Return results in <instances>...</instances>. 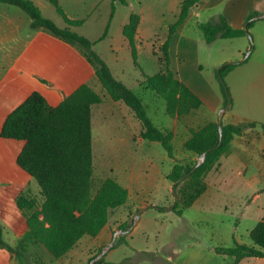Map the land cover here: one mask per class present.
I'll return each mask as SVG.
<instances>
[{"label":"crops","instance_id":"obj_1","mask_svg":"<svg viewBox=\"0 0 264 264\" xmlns=\"http://www.w3.org/2000/svg\"><path fill=\"white\" fill-rule=\"evenodd\" d=\"M29 1L39 8L44 18L53 21L60 28L67 27L48 0ZM57 1L69 20L81 22L80 25L70 29L89 40L93 44V49H96L102 41H108V47L103 52L105 54L99 55L111 74L110 66L117 65L120 59L125 61H128V58L132 59L131 49L122 34V29L128 23L131 13L139 15L140 20L135 34L136 56L138 57L143 52V48L150 44L152 56L157 61L158 70L155 72L157 74L162 71V67L157 57L153 55L152 49L158 51L168 38L169 28L177 22L184 0H153L151 6H142V0H126L128 6L113 0ZM103 3H105L106 19L99 23V32L102 34L97 38H90L84 32L86 25L84 19L98 11ZM112 6L114 11L111 17ZM120 6L124 11H120L119 21L111 32L112 21ZM251 13H258V16L251 19L253 24L248 29V35L232 39L218 38L213 42L218 40L231 42L230 44L237 42L236 57L239 58L214 57L212 69L219 68L225 63L242 62L246 59V62L235 67L225 77L230 91L231 107L223 112L221 122L223 125L252 123L253 126L233 136L228 152L205 176V193L191 207L185 209L181 216L176 215L181 222L184 221L190 226H194L196 222L188 218L189 212L208 217L213 216L217 209L227 211L226 205L243 210L240 217L255 219L254 226L264 214V106L256 100V96L264 95V0H201L189 8L186 18L171 36L168 68L172 70L174 77L188 87L202 103L193 114L181 118L169 117L166 113L165 101L154 92L141 87L140 83L143 79L134 80L136 83L134 89L141 90L139 89L138 93L132 91L140 97L153 125L163 133L172 135L175 159L189 162L193 154L184 149V144L191 137V131H197L208 123L218 122V113L224 106L215 79L202 76L203 65L195 56L197 40L187 34L189 35L192 28L199 30L200 24L208 22L216 15H221L231 28L243 29L245 20ZM30 24L31 19L21 9L0 3V131L9 113L32 93H39L47 105L54 108L80 86L89 85L103 98L101 104L94 105L91 109L93 176L95 127L98 123L100 131L98 136L105 150L108 149L111 140L113 144L121 142L122 146L127 147L125 153L119 151L115 159L110 158L120 164L114 169H109L108 173L113 177L112 179L122 185L128 197L126 204L117 213L120 216L118 220L120 223L110 222L109 217L96 237L82 238L63 258L53 259L41 245L26 240L20 257L0 246V264H72L73 262L90 264V259L97 257V252L101 253L107 248L114 233L121 230L119 227L126 223L128 216L138 211L140 215L137 223L133 225L131 231L116 237L113 247L105 252L102 264H235L234 256L219 253L217 249L230 248L234 242L254 247L252 242L248 245L236 235L240 223L238 220L231 227L230 234L228 231L229 236L225 235L224 239L219 235L215 239L211 236L204 240L198 235H185L181 231H176L174 236H183L179 246L171 245L170 242L162 244L159 241H156L152 249L135 246L133 238L140 226L142 213L149 208L157 207L153 200L140 194L154 193L155 179L159 177L167 179L174 162L165 158L158 149V142L146 141L135 136L140 135L141 126L133 112L122 102H114L105 94L95 77L93 65L77 47L43 30H33ZM158 33L163 35L159 37ZM152 42L154 45L151 44ZM251 45L252 50H250ZM247 52L249 55L244 58ZM105 55H109L117 62L114 65L107 62ZM112 76L122 83L121 72ZM133 123L135 128L132 126ZM110 132H112L111 136ZM23 146L24 141L0 137L1 241L10 249H16L25 239L28 231L26 219L16 204L17 196L25 189L38 194L35 182L17 164V157ZM149 148L159 150L156 156L149 153ZM122 163L129 164L127 168L130 172L125 171L121 176L117 168L120 169ZM109 174L106 177L110 176ZM137 176L139 178L136 180ZM169 190L173 192L171 182ZM171 206L163 207L168 209L167 212H173L170 210ZM252 210L258 211L256 216L251 212ZM246 211L249 212L247 217ZM253 228L247 230L248 236ZM210 239L215 243L205 242ZM120 248L131 251L132 255L124 254L123 258L114 259L113 255ZM134 259L138 260L134 261ZM236 264H264V258L245 257Z\"/></svg>","mask_w":264,"mask_h":264},{"label":"trees","instance_id":"obj_2","mask_svg":"<svg viewBox=\"0 0 264 264\" xmlns=\"http://www.w3.org/2000/svg\"><path fill=\"white\" fill-rule=\"evenodd\" d=\"M63 19L66 28L58 27L53 21L42 16L39 8L29 0H0L21 9L31 19L33 30H43L75 47L91 62L95 77L105 94L114 102H122L134 114L140 123V138L158 142L169 159L174 161L167 179L172 183L174 204L170 210L181 216L206 191L205 176L228 152L231 139L252 123L223 125L221 139L218 123L211 122L197 131H191V137L184 144V149L204 161L193 170L196 162L178 161L174 157L172 135L156 128L146 114L140 97L117 81L106 64L92 51V43L72 31L81 22L69 20L57 0H48ZM128 6L126 0H113ZM201 0H184L177 22L169 28V35L163 45L153 55L157 57L162 71L147 76L143 74L140 86L154 92L165 101L169 117H185L197 111L201 100L183 83L178 81L169 70V43L176 28L186 18L189 8ZM114 7H111V17ZM258 13H251L245 20L243 29L231 28L221 15L212 17L198 26L206 44L216 39H232L248 35L252 26L251 19ZM139 15L131 13L122 34L128 41L131 55L136 61L135 34L139 24ZM252 45L250 50H252ZM244 61L225 63L217 70L216 78L223 94V106L231 98L225 83V77ZM136 64V62H135ZM103 98L89 85L80 86L66 97L57 107L51 108L37 92L32 93L21 105L6 117L0 137L24 141V146L17 157L18 166L25 171L38 187V194L25 189L16 198V204L26 219L28 231L25 239L16 249L0 246L20 257L24 251V241L31 240L41 245L53 259L63 258L84 237L94 238L106 225L110 214L123 207L128 193L114 179L102 180L97 188L93 187V154L91 135V109L101 104ZM165 211L166 208L152 207ZM130 225L119 227L126 230ZM254 247L233 243L230 248H220L217 252L235 257V264L245 257L264 258V214L249 233ZM100 253V252H99ZM95 257V256H94ZM101 258L94 264H102Z\"/></svg>","mask_w":264,"mask_h":264},{"label":"rangeland","instance_id":"obj_3","mask_svg":"<svg viewBox=\"0 0 264 264\" xmlns=\"http://www.w3.org/2000/svg\"><path fill=\"white\" fill-rule=\"evenodd\" d=\"M141 2H142V6H146V5L151 6L153 4V0H142ZM136 7L138 8V6H135V8ZM119 9L120 10L117 11L115 19L112 21L111 32H113L114 27L119 21V18L121 15L120 11H124V8L122 6H120ZM105 19H106V11H105V3H103V6H101L98 11H96L93 14H90V16L87 19H84L86 22L84 32L90 38H97V36H100L102 34L99 32V27H100L99 23ZM162 35L163 33H158L157 36L161 37ZM187 36L189 37L191 36L193 39L197 40L195 56L198 62H200L203 65L202 76L215 79L217 86L219 88V91H220V85L216 78L217 70L220 67L219 68L216 67L215 69H212L213 59L214 57H217V56L239 58V57H236L238 55V51H237L238 46L235 43L237 42H232L233 44H230L231 42H227L224 40H218L212 45H207L205 44L203 40V36L200 33V31L194 28L191 29L189 35L187 34ZM151 44H153V42ZM107 47H108V41L106 40V41H102L101 43H99L96 49H93V47L91 49L93 52H95L100 57L99 54L100 53L105 54L103 52L105 48ZM143 49H144L143 52H141L138 57L136 56V61H135L136 64L133 58L132 59L128 58V61H125L124 59H120L119 63L117 65H114L115 62L117 61L112 59L109 55H105L107 58V62L109 61L114 65V66H110L112 74H118L119 72H121L123 76L122 83L124 84V86L131 90H135L136 93L139 92L140 88L134 89L136 87V83L134 80L135 79L142 80L143 79L142 72L146 74L147 76H152L158 70L156 58L154 60V57L152 56L151 45L148 44ZM246 54L247 53H245V55ZM170 71L172 72V70ZM229 94H230V91H229ZM221 96L224 99L222 93H221ZM256 100H258V103L264 106V95L256 96ZM124 108L130 112V110H128L126 107ZM128 120L129 118L127 117V121ZM135 122L138 125V122L137 121ZM132 126L135 128L134 123L132 124ZM95 128H96V140L94 143V152H95L94 154V176H93L92 181H93V187L97 188L100 182L109 174L108 173L109 169H114L115 166L120 164L118 162L110 160V158L115 159L118 156L119 151L125 153L127 151V147L122 146L123 143L121 142L113 144L111 140L108 146V149L105 150V146L101 144V139L98 136V134L100 135L98 123H96ZM111 135H112V132H110V136ZM135 136L141 139L140 136L138 135H135ZM158 149L161 151V153L165 155V158L168 159V156H166V152L164 151L162 146H160V144H158ZM158 151L153 148H149V153H151L152 155L156 156ZM197 159L198 158L193 155L189 158V162L194 163L197 161ZM127 165L129 164L122 163L120 166V169L117 168V170H120L121 176L124 175L125 171L130 172V169L127 168ZM108 177L113 178L111 175ZM138 178L139 176L136 177V180ZM155 183L156 184L154 185V188H153L154 193H151V194L146 193V194H140V195L145 196L146 198L149 197L151 201L153 200V203L157 204V207L164 208L167 205H173L175 198H174L173 192L171 193L169 190L170 182L164 177H159L155 179ZM35 187H37V185ZM226 207L228 208L227 211H224V209H221V210L217 209L216 211H214L213 216H208V217H206V215L201 216V215H197L194 212H189L188 218L196 222L194 226H190L184 221L181 222L174 212H167L168 211L167 208L165 211H160V212L156 210L155 208H149L148 210L144 211L141 215V223L138 228V231L134 235L133 244L137 247H148L150 249L153 248L154 244L156 245V241H159L162 244L164 243L168 244L170 242L171 245L179 246L181 245L180 239L183 236H174V232L176 231H181L185 235H190V234L191 236L198 235V237L204 238V240L208 239L211 236H213V238L215 239V237H219V235L222 239H224L225 235L229 236L227 233L229 231V234H230L231 227L234 226L237 220L240 221V223L238 225L236 235L240 239H242L243 242L247 243L248 245L251 244L247 230H250L251 228L254 227L255 219L240 217L243 210L237 209L236 206L226 205ZM119 211H121V208L115 210V212H112L110 214L109 216L110 222H114L115 224L119 222L118 220L120 216L117 215ZM251 212L254 214V216H256L255 214L258 213L257 210H252ZM137 213L132 212L128 216V219L125 224H128L131 226L133 224V219L137 217ZM248 213L249 212L246 211V215H245L246 217ZM122 225L124 224H121L120 226ZM172 238H173V241L175 242L174 244H173ZM212 240L213 239H210L205 242H208L209 244L215 243V241H212ZM247 247H251V246H247ZM99 252H97V255L100 254ZM124 254L131 256L132 252L125 248H120L117 252H115L113 256H114V259L115 258L121 259L123 258ZM104 257H105V254L101 258H104ZM94 258L95 257L91 258L90 262ZM137 260L138 259H134V261H137ZM72 264H74V262Z\"/></svg>","mask_w":264,"mask_h":264},{"label":"water","instance_id":"obj_4","mask_svg":"<svg viewBox=\"0 0 264 264\" xmlns=\"http://www.w3.org/2000/svg\"><path fill=\"white\" fill-rule=\"evenodd\" d=\"M249 55V52H247V54L244 56V58H247V56ZM229 107V104L226 106V107H224L221 111H220V113H219V115H218V130H219V136H220V139H221V133H222V122H221V119H222V115H223V112L227 109ZM205 153L204 154H202L198 159H197V162H196V164H195V166H194V168H193V170H195L203 161H204V159H205ZM139 215H140V212H138L137 213V217H135L134 219H133V224H132V226L131 227H129L128 229H126V230H119V231H117L116 233H114V235H113V238H112V241L109 243V245L107 246V248H105V249H103L102 251H101V253L99 254V255H97V257H95L92 261H91V263L90 264H94V263H96L104 254H105V252L108 250V249H110V248H112L113 247V245H114V242H115V240H116V237L118 236V235H122V234H125V233H127V232H129V231H131V229H132V227H133V225H135L136 223H137V221H138V218H139Z\"/></svg>","mask_w":264,"mask_h":264}]
</instances>
